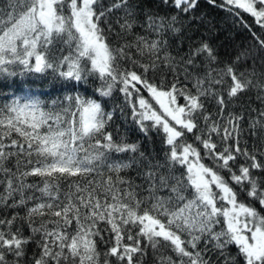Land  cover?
Here are the masks:
<instances>
[{
    "label": "snow or ice",
    "instance_id": "obj_1",
    "mask_svg": "<svg viewBox=\"0 0 264 264\" xmlns=\"http://www.w3.org/2000/svg\"><path fill=\"white\" fill-rule=\"evenodd\" d=\"M207 3L229 59L200 0H0V264H264V0Z\"/></svg>",
    "mask_w": 264,
    "mask_h": 264
},
{
    "label": "trees",
    "instance_id": "obj_2",
    "mask_svg": "<svg viewBox=\"0 0 264 264\" xmlns=\"http://www.w3.org/2000/svg\"><path fill=\"white\" fill-rule=\"evenodd\" d=\"M205 15L210 17L213 22L217 25L219 31V37L217 38V47L219 56L222 60L229 59L231 53L234 51L236 46L247 45L252 42L250 32L242 27L233 26L231 19L228 18L227 14L218 8H214L207 3V0H200L199 9ZM245 19L249 24L253 23L252 18L245 14ZM253 31L259 32L258 27H253ZM264 38V37H262ZM18 85L24 81L21 78H16ZM28 83H33L31 79L27 80ZM36 87L33 88V93L38 95L41 100L51 101L59 96L63 95V92L57 87H46V81L36 80ZM91 91V90H89ZM25 89L17 86L15 88H7L3 84H0V93H6L7 95H0V103L10 99L13 94L24 95ZM121 125V129L124 130L125 126L122 122L117 121ZM129 139L132 141L142 138L141 134L135 131L134 128L128 129ZM156 141V147L159 150L162 145L159 144L157 137H153ZM205 163H209L205 161ZM243 198V197H242ZM259 208V205H256ZM264 214V210H262Z\"/></svg>",
    "mask_w": 264,
    "mask_h": 264
}]
</instances>
